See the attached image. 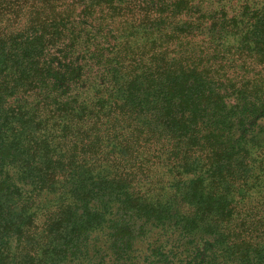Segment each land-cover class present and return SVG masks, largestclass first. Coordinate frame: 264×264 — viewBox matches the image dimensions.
Segmentation results:
<instances>
[{
  "label": "trees",
  "instance_id": "trees-1",
  "mask_svg": "<svg viewBox=\"0 0 264 264\" xmlns=\"http://www.w3.org/2000/svg\"><path fill=\"white\" fill-rule=\"evenodd\" d=\"M0 264H264V0H0Z\"/></svg>",
  "mask_w": 264,
  "mask_h": 264
}]
</instances>
